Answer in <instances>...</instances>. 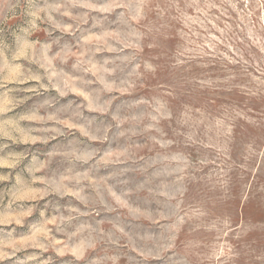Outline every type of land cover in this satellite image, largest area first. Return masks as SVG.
Returning a JSON list of instances; mask_svg holds the SVG:
<instances>
[{
	"label": "clouds",
	"instance_id": "obj_1",
	"mask_svg": "<svg viewBox=\"0 0 264 264\" xmlns=\"http://www.w3.org/2000/svg\"><path fill=\"white\" fill-rule=\"evenodd\" d=\"M29 15L16 48L0 50V139L48 148L12 195L27 207L0 225L41 219L0 239V264L29 249L27 264L264 261L249 244L264 218L240 214L264 174V0H46ZM89 20L98 31L61 44ZM41 24L61 35L41 41ZM109 120L124 143L97 150ZM58 159L67 167L49 176ZM50 198L66 203L46 215Z\"/></svg>",
	"mask_w": 264,
	"mask_h": 264
},
{
	"label": "rangeland",
	"instance_id": "obj_2",
	"mask_svg": "<svg viewBox=\"0 0 264 264\" xmlns=\"http://www.w3.org/2000/svg\"><path fill=\"white\" fill-rule=\"evenodd\" d=\"M11 5H15L12 10L3 9L2 5L5 0H0V50L5 51L9 55L16 48L17 38L25 35L24 29L31 27V21L33 19L29 13L35 11L46 3V0H8ZM40 23L39 21H37ZM110 22V21H109ZM48 27L46 24H41V31L37 34L41 41H48L55 36H60V33H55L53 37H48L43 31L44 28ZM98 31L95 23L89 20L87 24L83 25L82 28L75 32L71 36H65L61 40V44L68 42L71 46L76 49L79 46L80 36L83 32ZM100 58V57H98ZM35 67V66H31ZM167 73H161V78H164ZM17 95H24L23 92H18ZM49 93H38L35 94L27 104L23 105L19 111H32L34 110L39 101ZM125 111L123 105L115 107L114 112L119 115ZM107 124L110 130L107 133H101L98 137V143L96 145L97 150H102L105 145H111L113 147L119 146L124 143V138L119 135V131L116 126V121L109 120ZM250 130H241V135L248 136ZM73 134L69 133L68 137ZM77 135V139L74 143L86 144L87 142ZM4 145H8L5 147ZM91 146V145H89ZM47 144H36V145H22L13 144L10 140L0 139V157L6 156L8 153H24L25 158L15 167H8L0 165V213L9 209V207L16 209L20 207H27V202L13 203L12 195L18 190L24 188L31 180L29 169L32 164L39 159H43L47 151ZM67 165L63 160H56L50 170L49 176H57L64 172ZM251 179V177H249ZM264 174H258L256 179L252 181V193L253 201L248 204L247 207L240 209V214L245 218L255 217L264 218V209L259 207L261 198H264ZM66 201H60L57 198H50L48 201L41 202L39 205L40 210H43L46 215H52L55 213L57 205H62ZM41 216L39 211L34 215L27 224L22 227H16L15 224L11 226L0 225V239L5 238L9 235L12 229H15L14 235L20 236L28 233L31 230L33 224L40 221ZM250 247L256 249L257 254L264 252V233H257L252 236L249 240ZM38 251L37 249H29L26 252L18 253L12 261H5V264H27V257L33 252ZM55 264H64V261L57 259ZM252 264H264V261L253 260Z\"/></svg>",
	"mask_w": 264,
	"mask_h": 264
}]
</instances>
